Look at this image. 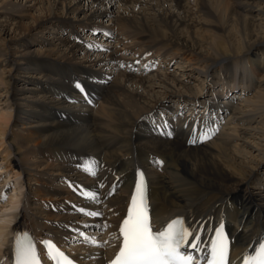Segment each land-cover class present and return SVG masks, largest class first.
<instances>
[{
    "label": "bare ground",
    "instance_id": "6f19581e",
    "mask_svg": "<svg viewBox=\"0 0 264 264\" xmlns=\"http://www.w3.org/2000/svg\"><path fill=\"white\" fill-rule=\"evenodd\" d=\"M140 169L199 264L220 224L231 264L264 241V0H0V264L20 231L110 264Z\"/></svg>",
    "mask_w": 264,
    "mask_h": 264
},
{
    "label": "snow or ice",
    "instance_id": "6c2138e0",
    "mask_svg": "<svg viewBox=\"0 0 264 264\" xmlns=\"http://www.w3.org/2000/svg\"><path fill=\"white\" fill-rule=\"evenodd\" d=\"M89 47L93 45L89 44ZM76 87L84 93L82 85L77 83ZM87 97V93H84ZM167 128V122L164 125ZM171 136V132L163 133ZM190 143H197L198 139H207L209 132H201L197 137L195 129ZM162 163L161 161H157ZM96 162L89 161L85 170L95 175ZM95 198V194L88 193ZM6 200V196L4 197ZM81 212L84 209H80ZM88 215H98L89 212ZM122 236L121 246L115 258L110 264H199L195 255L187 251V248L200 250L199 234L195 236L189 245L188 240L193 237V230L185 225L183 219L171 220L163 228L153 230V225L148 212L147 205V183L143 172H138L135 183L134 194L131 198L127 217L120 227ZM48 245L50 257L56 264H73L63 252L50 241ZM208 251L204 253V264H229V241L225 235L223 224L215 229V236L208 242ZM15 264H40L37 252L31 237L27 233L17 234L15 245ZM244 264H264V241L258 243L244 259Z\"/></svg>",
    "mask_w": 264,
    "mask_h": 264
},
{
    "label": "rangeland",
    "instance_id": "374dc122",
    "mask_svg": "<svg viewBox=\"0 0 264 264\" xmlns=\"http://www.w3.org/2000/svg\"><path fill=\"white\" fill-rule=\"evenodd\" d=\"M192 83V85H194V84H196L194 81H191ZM195 89L197 90V91H199L200 89H199V87H198V85H195ZM1 171V170H0ZM2 174V173H1ZM20 175H18V176H16V178L15 177H13L12 178V180L14 181L13 183L11 182L12 180H10V181H8L9 183V185H8V188H4L3 190H4V196H3V199H4V197L6 196V199L7 200H3V199H1V197H2V195H1V193L3 192H1L0 193V209H1V205L2 204H7V202L9 201V203H12L11 201H12V199H11V195L10 194H12L13 192H12V187L14 186V184H17L16 185V187H18V181L20 182V180L22 181V177H19ZM0 179H2V178H0ZM0 186H1V183H0ZM1 188V187H0ZM6 190V191H5ZM11 190V191H10ZM22 191H23V189H21ZM74 191L77 193V191L74 189ZM19 193H20V191H19ZM10 197V198H9ZM10 199V200H9ZM2 201V202H1ZM19 208H13V211H15V213L18 211H20L21 210V204H19V206H18ZM8 208V207H7ZM5 209V208H4ZM8 212V211H7ZM6 211L4 212V211H2V209L0 210V215L1 214H6L7 213ZM87 238H92V236L90 237V236H87ZM86 238V239H87Z\"/></svg>",
    "mask_w": 264,
    "mask_h": 264
}]
</instances>
